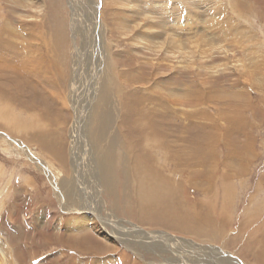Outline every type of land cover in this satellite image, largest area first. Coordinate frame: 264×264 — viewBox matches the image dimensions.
I'll return each mask as SVG.
<instances>
[{
  "label": "rangeland",
  "instance_id": "1",
  "mask_svg": "<svg viewBox=\"0 0 264 264\" xmlns=\"http://www.w3.org/2000/svg\"><path fill=\"white\" fill-rule=\"evenodd\" d=\"M72 2L77 4L86 38L91 27L87 22L93 15L91 9L98 12L101 51L109 54L110 87L115 94L132 92L139 102L137 108L142 107V111L154 108L150 94L168 93L171 100L175 94H182L192 104L183 108L172 104L175 109L171 108L168 117L171 116L173 124L165 126L167 142L176 148L173 151L177 150L185 168L183 172L172 173L174 161L169 159V164L163 162L161 166L169 165L167 178L184 181L182 197L194 210L207 214L213 208L215 222L201 231L200 236L175 232L155 223L145 229L170 232L189 247L187 250L200 252L190 262L189 254L181 251L192 264H216L213 259L226 262L227 258L221 257L226 254H234L245 264H258L264 256V185L258 186L264 177V0H0V28L7 15L13 19L21 16V22L28 27L46 22L43 30L49 41L35 35L27 44L46 47L37 59L44 57L54 63L53 72L47 73L54 75L44 90L43 82L32 87L25 83L27 79L14 77L13 73L20 74L21 66L17 64L20 61H16L11 76L8 75L11 80L1 82L0 92L4 89L6 94L0 97V264H153L121 246L116 247L102 234L90 231L91 234L68 237L77 235L71 231L73 223L66 231L56 228L61 222L56 215V188L68 178L72 163L68 144L73 118L70 84L77 62L73 47L83 44L82 37L74 38ZM15 3L19 4L18 10L12 8ZM24 5L32 8L23 9ZM16 26L21 30V26ZM55 40H61L65 47ZM53 43L58 47L56 50ZM44 69L46 74L47 67ZM84 79V88L89 90L90 80ZM34 89L45 96L35 101ZM106 100L113 104L111 97L106 96ZM106 100L104 113L108 111ZM115 100L118 104V99ZM110 111L115 116L108 122L113 129L116 119L122 128H129L132 122L127 118L131 114L129 109L122 119L120 113ZM106 121L104 118L101 122L102 129H106L103 128ZM202 128H215V136H204ZM231 132L235 134L230 135ZM133 136L137 137L136 145L145 147L139 140L142 134L134 132ZM120 141L125 143L116 142ZM239 143L247 144L251 159L245 145L235 150L229 148V144ZM136 149L139 151V146ZM231 151L238 152L234 163ZM198 155L202 160L209 156L206 164L216 167L215 175H211L215 177L211 188L203 174L204 177L196 176L199 182H205L203 186L188 178L206 169L201 159L194 161ZM157 157L155 163L158 159L165 160L164 155ZM37 158L50 165L57 181L37 167L41 166ZM241 162L249 166L246 174L244 170L238 171ZM195 163L197 168L193 166ZM227 163L231 164L228 169ZM78 218L76 215L75 219ZM86 219H82L83 224ZM52 223L54 226H49ZM175 238L170 242L180 248ZM83 239L92 243L98 239L106 247L100 248L95 243L93 250L88 244H84L85 249L81 246V252L71 250ZM123 251L128 253L127 262ZM147 259L155 264H168L156 254Z\"/></svg>",
  "mask_w": 264,
  "mask_h": 264
},
{
  "label": "bare ground",
  "instance_id": "2",
  "mask_svg": "<svg viewBox=\"0 0 264 264\" xmlns=\"http://www.w3.org/2000/svg\"><path fill=\"white\" fill-rule=\"evenodd\" d=\"M73 3L74 2H72L71 5L74 8V21L72 27L74 38L82 37L83 44L81 47H73L77 62L73 66V76L70 84L73 118L70 125L71 135L68 144L70 146L72 163H70L71 171L69 172L68 178L62 180L60 184L61 187H58L59 189L55 187L57 189L55 194L57 195L56 199L58 203V211L56 212L64 214V216L58 213L56 214L61 221L56 225V228L66 231L68 225L73 223L74 228L71 231L77 235L68 237L82 236V233L87 235L90 231H92V234L95 233V235L102 234L104 238L110 241L111 244L116 245V247L121 246L125 251L139 258L149 260L153 264H155L154 261L147 259L151 254L164 257L168 264H192L190 262H194L193 259L196 260V258L201 255L200 252H193V249L187 250L186 248L189 247L182 244L179 239L175 238L176 235L170 232L148 231L145 229V227L149 228L155 224H160V226L170 227V230L175 232L200 236L201 231L207 228L209 224L212 225L215 222L216 216L212 211L213 208H209L211 211L208 210L209 212L207 214L205 212L200 214V211L194 210V206L191 207L189 203L185 201V197H182L184 181L181 179L174 180L167 178L165 174L166 170L168 171L169 165H167L166 168H162L161 166L163 162L169 164L167 160L169 159L174 161L172 162V173L183 172L185 163H183V160L179 157L177 150L173 151V149L176 148L172 146V143L167 142L169 135L167 136L166 134L168 129L165 126H169L170 123L173 124L171 116L168 117L171 108L175 109L172 107V104H174L173 106L177 105L182 108L191 106L192 104L188 103L182 94H175L173 100L169 98L168 93L162 96L150 94V102L154 108L152 111H142V107L137 108L139 102L135 100V95L132 92H128L125 95L123 91L115 94V91L110 87L111 72L109 70V54L106 55L103 50L101 51L103 44L100 39L101 25H99V19L97 17L98 12L96 8L91 9L93 15H91L89 21H87L88 25L91 24V27L89 28L88 38H86L83 34L84 23L81 22L78 17L77 4L75 5ZM94 3L97 4V2ZM25 5L22 7L23 9L32 8L31 6ZM18 6L19 4L15 3V6L12 8L18 10ZM16 18L13 19L12 15H7L5 23L0 28V71L2 72V74H0V90L2 86L1 82L11 80L12 77L8 75L13 72V66L17 64L21 66V70H18L20 74L13 73L14 77L17 76L22 80L24 78L27 79L26 82H24L32 87H39L36 86V82H43L41 87L44 90V85L48 83L47 81H50L52 75H54L47 74L49 71L53 72L52 67L54 63L47 61L44 57H41L40 60L37 59V57L41 55L42 50L46 47L39 46L40 48H35L32 44H27V40H30V38L33 39L35 35H38L42 40L49 41V39L47 40L45 38L44 33L46 22L42 26L32 25L28 27L21 22V16ZM16 25L21 26V30H18ZM60 41L61 40H58L56 42H58V44H63V47H65V44L60 43ZM93 43L94 45H92ZM52 48L56 50L58 47H55L53 43ZM16 61H20L21 63L18 62L16 64ZM85 63L86 66L84 65ZM45 67H47L46 74L45 71H43ZM85 77L90 80L89 90L84 88L86 87V83L83 81L86 80L84 79ZM5 94L6 92L3 89L0 92V97H4ZM41 95H44V93L39 94L34 89L33 96L35 101H39ZM106 96L108 98L111 97L112 105L109 100H106ZM115 99H118V104L115 103L117 101ZM105 100L108 104V111L104 113L103 106ZM156 105L158 107H156ZM111 109L114 114L120 113V119L123 118L127 109L130 110L128 113L131 114H129L127 118L129 120L132 119V122L129 123L128 129L125 127L122 128V124L118 125L117 119L114 124V129L110 126L108 122L115 117L111 113ZM104 118L107 119L106 124L103 125V128L106 129H102L101 126V122L104 121ZM140 127L143 128V131L140 130ZM197 128L196 126L195 134ZM202 130H204V136H215V128H202ZM134 132L136 134H142V138L139 137V140L144 143L145 147L143 145H136L137 137L133 136ZM234 134V132H231L230 135ZM119 140H124V142L128 144V147H125L126 145L122 146L125 144L122 141L116 142ZM244 145L241 143L237 145L229 144V148L235 150L238 149V147L244 146L247 156L251 159V151L247 144ZM137 146H139V151L136 149ZM59 148L60 151L63 152V146L60 145ZM99 150H103V152ZM196 153L197 152H195V154ZM231 153L232 163H234L235 161H233V159L238 152L231 151ZM157 155L158 157L164 155L163 158L165 160L158 159V163H155ZM209 158V156L205 155L202 160L198 155L194 158V161L201 159L203 164H206ZM229 159H231V157ZM38 160L41 166L37 167L51 179L57 181L58 179L55 178V174L52 168H50V165L44 162V160ZM193 166L197 168L196 163ZM204 166H206L205 171H197V174H190L188 178L194 179V181H197L198 184L201 183L203 186L205 182H199V178L196 177L199 174H203L209 179L211 188V183H214L213 179L215 178L211 175H215L216 167L208 163ZM230 166L231 164L227 163V169L230 168ZM247 167L249 168L248 164L245 165V163L241 162L238 171L244 170L246 174ZM234 168L237 170L236 167ZM227 173L228 170L227 172L225 171L224 177H226ZM58 175L61 176V173L58 172ZM263 185L264 177L263 181L260 180L258 186L261 187ZM120 186H122L121 190ZM210 188L207 187V189ZM210 193H213V191L211 190ZM226 203L227 202L224 204L226 205ZM225 209L227 208L225 207ZM66 215L69 218H65ZM76 215H78L79 220L75 219ZM85 217L87 218L86 223L83 224L82 219ZM147 219L151 222H146ZM49 226L53 227L54 225L52 223L49 224ZM253 228L255 227L253 226ZM43 236L45 237V235ZM173 238L178 241L180 248L174 247L175 244L170 242ZM69 239L71 240V238ZM83 241L84 242H78L80 245H76V247L73 246L71 250L77 253L82 249L81 246L84 244H88L87 247L93 250L96 248L95 243H97L96 245H98V247L101 245L106 247L104 243L98 239L94 243L88 239H83ZM62 247L65 246L62 244ZM257 248L258 247L255 245V250ZM181 251H185L189 254L190 262L187 261L186 255H183L186 253ZM123 253V257L126 259L125 256H127L128 253L126 254L124 251ZM172 253H175L176 256H169L170 254L172 255ZM226 255L228 256H221L227 258L226 262H218L215 259H213L212 262L216 264H245L234 254ZM250 260L252 261V257ZM258 264H264V256L261 257Z\"/></svg>",
  "mask_w": 264,
  "mask_h": 264
}]
</instances>
